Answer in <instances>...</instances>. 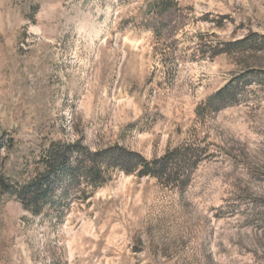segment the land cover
Wrapping results in <instances>:
<instances>
[{"label":"rangeland","instance_id":"rangeland-1","mask_svg":"<svg viewBox=\"0 0 264 264\" xmlns=\"http://www.w3.org/2000/svg\"><path fill=\"white\" fill-rule=\"evenodd\" d=\"M154 1L0 0L10 191L53 144L197 156L168 181L110 169L38 215L0 189V264H264V0H172L161 21Z\"/></svg>","mask_w":264,"mask_h":264},{"label":"trees","instance_id":"trees-1","mask_svg":"<svg viewBox=\"0 0 264 264\" xmlns=\"http://www.w3.org/2000/svg\"><path fill=\"white\" fill-rule=\"evenodd\" d=\"M172 3V0H155L147 6V14L161 21L171 10ZM220 26L222 25L218 27ZM153 31L158 33L159 30L154 27ZM245 43L246 40H242L231 46H241ZM228 91L225 88L209 98L206 102L208 110H217ZM196 161V153L190 150H175L168 152L161 159L149 161L120 146L92 152L80 148L79 145L53 144L38 161L39 168L33 179L19 185L13 191H10L9 185L0 182V189L15 195L26 211L38 215L43 207L56 209L58 204L66 201L73 186L78 187L85 183L92 191L103 186L108 181L106 174L110 169H121L127 175L135 174L138 177L168 181L180 175V165L184 164L188 170L195 166ZM63 182L66 185L64 188L57 187L59 185L56 183ZM181 183L186 182L181 181Z\"/></svg>","mask_w":264,"mask_h":264}]
</instances>
